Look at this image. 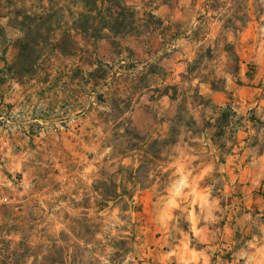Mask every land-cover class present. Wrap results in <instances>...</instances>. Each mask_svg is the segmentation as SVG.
I'll use <instances>...</instances> for the list:
<instances>
[{
  "label": "rangeland",
  "instance_id": "374dc122",
  "mask_svg": "<svg viewBox=\"0 0 264 264\" xmlns=\"http://www.w3.org/2000/svg\"><path fill=\"white\" fill-rule=\"evenodd\" d=\"M209 1L122 0L180 40L137 22L141 37L73 32L64 57L79 0H0V264H264V0ZM144 143L132 200L107 202Z\"/></svg>",
  "mask_w": 264,
  "mask_h": 264
},
{
  "label": "trees",
  "instance_id": "16d2710c",
  "mask_svg": "<svg viewBox=\"0 0 264 264\" xmlns=\"http://www.w3.org/2000/svg\"><path fill=\"white\" fill-rule=\"evenodd\" d=\"M83 11L78 13L76 17L73 18V28L72 30L65 31L61 34L60 39L56 40L55 49L56 51L64 56H75L76 52V41L74 40L73 32L82 34L91 38L93 41L101 40L105 37H114L116 39H124L128 37H141L144 33L140 28L137 27V22L144 23L145 34H158L162 40L163 44H167L169 41L177 42L180 40L181 36L171 31V27L168 26L164 21L159 19L153 13H150L148 20H143L139 15L133 10L126 7L122 0H79ZM220 0H210L206 5V12H217L219 9ZM222 9V8H221ZM230 13V12H229ZM203 21V19H202ZM233 18L229 19L227 22V29H234L235 26L232 24ZM205 23V21H204ZM171 25V24H170ZM203 29L198 28L194 33V36L188 38L193 44L198 45L205 41V34H201ZM34 45V44H33ZM34 49V48H33ZM32 50L30 44L23 46L20 44V56L16 63L23 73H31V69L36 65V61H32L25 52ZM199 53L201 58H207L210 53L208 50L207 54H203V50L200 49ZM190 77L187 79L188 83L192 81V75L188 72ZM175 93H177V88L174 87ZM163 97L169 96L168 94H162ZM198 94L195 98L200 99ZM171 99H176V94ZM237 114L231 107L225 109H220L218 112V117L213 125L215 133L213 134V141L216 139H223L227 132L236 124ZM242 121L240 125H242ZM161 136L156 141L161 140ZM159 145V144H158ZM147 144L144 143L139 150L143 151L144 155H140L138 162L140 166L137 170L132 168L122 169L115 175L109 176L110 192L105 195L107 202L116 201L118 198L123 197L127 200H132V190H128V185H132L136 188L138 184V174H141L143 168L146 166L148 160V153L145 152ZM123 158H126L124 156ZM121 178L120 185L117 184V179ZM121 190V195H118L116 191Z\"/></svg>",
  "mask_w": 264,
  "mask_h": 264
}]
</instances>
